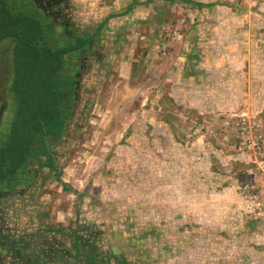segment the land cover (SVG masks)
I'll use <instances>...</instances> for the list:
<instances>
[{"label": "rangeland", "instance_id": "rangeland-1", "mask_svg": "<svg viewBox=\"0 0 264 264\" xmlns=\"http://www.w3.org/2000/svg\"><path fill=\"white\" fill-rule=\"evenodd\" d=\"M58 1L60 21L30 5L64 49L84 41L62 73L72 112L48 156L0 188V226L30 217L18 226L43 264L75 263L60 231L78 223L110 264H264V0ZM3 247L4 264L20 261Z\"/></svg>", "mask_w": 264, "mask_h": 264}, {"label": "trees", "instance_id": "trees-1", "mask_svg": "<svg viewBox=\"0 0 264 264\" xmlns=\"http://www.w3.org/2000/svg\"><path fill=\"white\" fill-rule=\"evenodd\" d=\"M12 1L0 0V58L6 45L12 48L5 86L12 117L9 132L0 141V188L18 179L29 158L40 151L48 156L44 138L64 128L74 104L72 80L62 77L66 58L84 45L82 41L79 46L64 49L50 38L47 23L31 10L29 0ZM48 167L56 171V180L64 191L79 195L61 180L52 161ZM87 260L106 264L102 254Z\"/></svg>", "mask_w": 264, "mask_h": 264}, {"label": "crops", "instance_id": "crops-1", "mask_svg": "<svg viewBox=\"0 0 264 264\" xmlns=\"http://www.w3.org/2000/svg\"><path fill=\"white\" fill-rule=\"evenodd\" d=\"M33 0H29V4L32 2ZM58 12L59 10L56 9ZM62 10V9H61ZM64 12V11H63ZM58 14H55L56 16V20L60 21L61 19V11ZM129 14V13H128ZM125 11H124V15L126 16L128 15ZM13 202V201H11ZM18 206V203H15V207ZM19 208V207H18ZM23 210V209H22ZM29 213V211H28ZM18 219L15 220V222L18 223V225H28V221H30V217L26 216L23 212L21 215H19L17 217ZM3 222L4 224H7L5 220H3L2 218L0 219V223ZM79 224V223H78ZM75 225L74 231L73 233L69 232V230H61L60 232L62 233H68V235L70 236V239L72 240V245H73V249L74 251L78 254L75 258V263L74 264H93L92 262L87 263V259H95L96 257H98V254H102L103 257H106V254L104 251H102L99 247L98 244V239L96 237H90L87 236L88 233L85 231V227H81L79 225ZM17 225V227L12 228L13 225L8 229L7 227H5L4 225L0 226V248H2L3 246L7 245L9 246L8 248H10V251L12 254H14L16 257H19L20 261H18V263H16V261H14L13 264H21L24 262H27V259L30 261L29 264H43L41 263L39 260L34 259L33 255H31V249L36 247L37 245V238L38 236L36 235H32L33 233L28 234L27 235L29 237L30 236L31 239L33 238V240H31V243H27V241L25 242L23 240V236L25 235V232H23L22 229L26 230V227H22V229H20V227ZM81 225V224H80ZM82 228V232L78 233L79 229ZM28 231V230H27ZM68 231V232H67ZM40 234V233H39ZM30 240V239H29ZM2 245V246H1ZM4 248V247H3ZM112 253L113 254H117V247L114 245V243H112ZM129 250H135V247L129 244ZM191 251H194V248L190 249ZM15 251V252H14ZM13 255V256H14ZM105 255V256H104ZM129 257L135 259V262H140L143 259V255L141 253H138L137 255L133 254V253H129L126 254ZM134 255V256H133ZM26 256V257H25ZM136 256V257H135ZM121 259V258H120ZM4 259L0 258V264H4ZM106 264H110L109 261H107L106 259ZM128 264V263H127Z\"/></svg>", "mask_w": 264, "mask_h": 264}, {"label": "flooded vegetation", "instance_id": "flooded-vegetation-1", "mask_svg": "<svg viewBox=\"0 0 264 264\" xmlns=\"http://www.w3.org/2000/svg\"><path fill=\"white\" fill-rule=\"evenodd\" d=\"M33 1L35 3H37L38 5H40V3H41L40 8L42 9V11L45 14L51 15L55 19H57L55 14H58L56 12L57 11L56 9H59L58 8V6H59V1L58 0H33Z\"/></svg>", "mask_w": 264, "mask_h": 264}]
</instances>
